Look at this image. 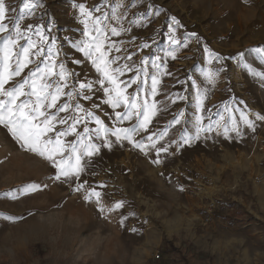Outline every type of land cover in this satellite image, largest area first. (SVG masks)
<instances>
[{
	"label": "rangeland",
	"instance_id": "rangeland-1",
	"mask_svg": "<svg viewBox=\"0 0 264 264\" xmlns=\"http://www.w3.org/2000/svg\"><path fill=\"white\" fill-rule=\"evenodd\" d=\"M260 175L264 0H0V264H264Z\"/></svg>",
	"mask_w": 264,
	"mask_h": 264
},
{
	"label": "built area",
	"instance_id": "built-area-1",
	"mask_svg": "<svg viewBox=\"0 0 264 264\" xmlns=\"http://www.w3.org/2000/svg\"><path fill=\"white\" fill-rule=\"evenodd\" d=\"M264 178L263 175L257 176V181H262ZM217 207V201L215 199H210L199 209V217L203 224H207L214 219V211ZM157 257H160V254H157Z\"/></svg>",
	"mask_w": 264,
	"mask_h": 264
}]
</instances>
